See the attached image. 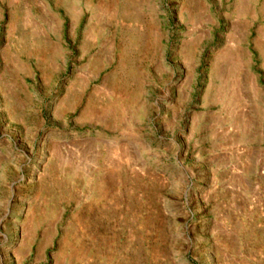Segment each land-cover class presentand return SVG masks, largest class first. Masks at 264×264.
<instances>
[{
  "label": "rangeland",
  "instance_id": "374dc122",
  "mask_svg": "<svg viewBox=\"0 0 264 264\" xmlns=\"http://www.w3.org/2000/svg\"><path fill=\"white\" fill-rule=\"evenodd\" d=\"M0 264H264V0H0Z\"/></svg>",
  "mask_w": 264,
  "mask_h": 264
}]
</instances>
